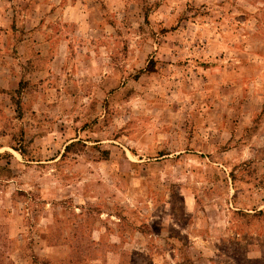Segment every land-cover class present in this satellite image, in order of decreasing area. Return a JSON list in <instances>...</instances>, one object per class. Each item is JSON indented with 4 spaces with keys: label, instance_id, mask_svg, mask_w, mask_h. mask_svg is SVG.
<instances>
[{
    "label": "rangeland",
    "instance_id": "374dc122",
    "mask_svg": "<svg viewBox=\"0 0 264 264\" xmlns=\"http://www.w3.org/2000/svg\"><path fill=\"white\" fill-rule=\"evenodd\" d=\"M0 264H264V0H0Z\"/></svg>",
    "mask_w": 264,
    "mask_h": 264
}]
</instances>
